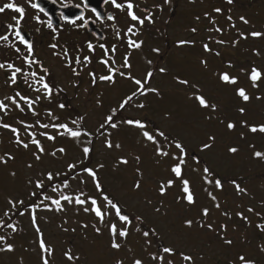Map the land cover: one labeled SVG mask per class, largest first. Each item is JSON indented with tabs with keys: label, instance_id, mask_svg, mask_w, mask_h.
I'll list each match as a JSON object with an SVG mask.
<instances>
[{
	"label": "rangeland",
	"instance_id": "rangeland-1",
	"mask_svg": "<svg viewBox=\"0 0 264 264\" xmlns=\"http://www.w3.org/2000/svg\"><path fill=\"white\" fill-rule=\"evenodd\" d=\"M217 7L223 11L215 13L213 9ZM186 8L188 9L182 16V20L180 18L182 23L176 19L168 23L161 21L157 27H153L145 36H142L143 45L140 49L122 47L120 52H116L118 55L115 62L113 59V61L108 60L113 67L127 72L128 70L122 68L121 65L128 56L129 63L132 64V74L140 78L145 70H152L154 78L151 86L161 90L160 96L149 94L146 98L138 97L134 99L131 106L118 110L116 119L121 127L108 131L112 132L113 144L120 143L122 149H106L103 146L104 137H98L96 129L104 116L109 113V109L117 108L121 97L130 93L135 85L128 80H122L118 75L117 83L114 85L100 81L99 76L108 74V69L104 64H91L81 60L76 63V55L73 57L71 67L66 68L62 64H57L55 70L57 97L56 94L48 97L43 90L39 93L31 91L32 95L24 91L5 93L3 81L0 80V100H4L9 105L6 114L0 110V123H8L19 129L20 139L29 144L28 149L18 147L12 131L0 127V156L9 153L15 157L14 160H9L7 165L0 164V219L8 220L4 217V212L10 208L8 204L10 198L19 200L25 197L24 191L29 192L30 189L26 185L29 179L35 181L41 178V173L46 175L47 171L60 172L63 175L67 171L68 162L82 159L81 146L84 136L80 137V143L77 144L67 135H58L57 129L52 127L44 129L39 124L63 122L71 127L73 119L83 116L81 126L92 132V138H95L93 141L94 161L91 167H96L98 163L105 165L99 170L105 191L116 197L127 213L142 217L147 226L143 231L155 229V234H150L145 238L141 231L136 232L137 225L133 223L127 239L117 237V242L119 241L122 249H125L122 254L114 251L110 243L107 250L104 248L102 250L99 243L90 242L94 238L93 234L96 233L90 229L93 225L90 222V217L94 216L93 212L84 211L85 207L91 208L90 202L81 206L74 202L62 201L64 210L58 212L55 206L51 205L50 200H45L44 204L51 205V210L43 206L38 208L36 223L43 233L46 245L54 250L49 255V264H63V260L67 259L62 253L66 244L64 239L70 240L72 237H78L79 234H73L74 232L84 233L83 238L89 240L83 244L84 250L75 249L74 252L71 250V253L80 254L81 259L70 261L69 264H95L96 261L99 264H113L114 260L122 261L123 264H133L135 259H142L144 264H155L151 260V255L163 254L160 250L165 246L177 249L178 253L191 254L194 264H212L208 259H202L206 255L219 260L214 264H241L240 256L254 259L256 264H264V248H262L264 230L258 227V225H264V158L254 156L256 151L264 152V133L257 134L249 130L251 124L256 126L264 124V75L257 81V87H253L249 79L252 68H257L264 74V36L252 37L250 35L253 31L264 33V0H233L232 4L227 3L226 0H196L195 3L191 1L187 4ZM206 12L215 20V25L210 23L209 18L205 16ZM229 16L232 17L231 21L227 19ZM241 16L248 20L247 24L240 20ZM196 17H199V20ZM214 27H219L223 31L221 33L214 30L209 31ZM192 28H196L197 32L193 33ZM241 33L246 35L247 39H244ZM215 38L226 42L228 39V43L217 44ZM180 40L194 41L196 46L193 44L180 46L178 44ZM207 40L209 47L213 50L212 53L205 52L202 47L203 42ZM237 40L239 43L233 45L232 42ZM224 46L227 47L224 48ZM235 46L240 48L241 53L232 48ZM157 48L160 50L158 53L153 51ZM216 49L220 51L224 49L223 55L227 58L215 57ZM70 52L78 53L76 48L71 49ZM225 59H228L232 67L225 66L223 61ZM148 60L152 61L151 65L147 63ZM202 60L208 61L206 68L201 64ZM160 67L168 71L161 74L157 71ZM73 68L79 75L73 74ZM222 71L236 76L238 83L230 85L219 81L217 73ZM91 72L96 73L95 84L89 75ZM176 76L196 82L201 92L218 104L217 111L211 113V120L206 119L205 113L191 102L188 98L191 94L186 95L187 90L176 84L174 79ZM237 88H244L250 100L241 103L240 97L236 95ZM17 92L32 100L39 97L33 105L37 115H33L23 101H20L24 108L21 112L5 99V97L15 96ZM58 97L61 99L58 100ZM98 100L103 101L102 106L97 104ZM141 102L146 105L145 109L135 106ZM60 104H64L65 108L61 109ZM240 107L245 109L243 114L238 111ZM74 108L78 115L72 112ZM49 112L52 113L51 116L48 115ZM169 113H171V118L168 117ZM62 114L65 117H60ZM54 117H60L62 120H55ZM127 118H141L147 123L146 131L154 133L157 129L164 130L170 140L175 136L187 145L188 157L184 168V178L191 182L196 199L195 205H187L184 200L178 199L182 196L178 179L175 185L168 189L166 195L161 196L158 193L160 182L174 178L168 170L172 161L164 158L157 163L159 158L155 156L152 145L142 137L141 131L122 123ZM21 121L24 124H21ZM228 122L235 123L236 128L227 129ZM245 122L248 126H245ZM151 123L153 126L149 125ZM25 124L33 125V127L26 130ZM29 131L36 133L35 138L39 139L45 148L41 161L34 160L32 156V153L36 151V146L30 143L32 137L29 136ZM45 131L49 135L56 136L57 139L48 140L41 135ZM59 131L63 132V129ZM211 135L216 137L214 146L210 150H202V144L207 142ZM60 147L66 149V154L57 152L55 157L51 156V152ZM230 147L238 148V152L229 153L228 148ZM169 150L179 154L174 147ZM191 153L199 155L202 161L190 158ZM120 156L128 158L129 164H119ZM135 156L141 157L139 167L143 172L142 188L138 192L132 188L134 181L140 178L135 171L137 167L133 159ZM199 162H205L207 166L214 169L215 175L208 177L213 181L212 184L204 182L203 168ZM29 163L33 165L31 168L27 167ZM193 170L198 172L193 174ZM13 171L17 173L15 177L9 174ZM58 178L54 183L59 187ZM84 179L88 180L87 176H84ZM215 179L221 180L222 189L215 187ZM233 181L245 191L238 192ZM44 184L45 187L47 186L46 196L53 199L60 198V191H52L50 185L53 182L50 183L44 179ZM87 184L93 190L92 195H96L97 192L92 182L88 180ZM32 187L35 192L39 191L34 183ZM71 187L74 193L68 195L75 197L80 191L79 177L71 179ZM209 193L216 197L215 201L211 199ZM97 198L102 210L106 213L104 219L108 220L104 226L105 238L111 242L108 225L115 223L119 228L121 222L115 216L114 211L104 204L102 198ZM41 199L43 198L40 197V201ZM216 203H219V208L215 207ZM156 207L161 209L160 213L154 211ZM205 207L209 209L207 217L202 216V209ZM223 210L228 213L226 216L222 214ZM238 213H243L247 219L241 218L237 215ZM216 218L224 220L229 228L221 230L218 225L213 227L211 221L214 222ZM185 219L193 220L191 228L184 224ZM198 222L205 225L211 224L212 229L209 230L206 226L201 228ZM20 223L29 231L30 235L27 236L29 238L13 242L14 252H0V264H42L38 233L28 212L20 217ZM100 229L103 233L102 226ZM148 240L151 241L150 245L147 243ZM225 240H231L232 244H226ZM229 258L233 259L234 263L229 261ZM169 259H174L175 264H187L182 261L179 254L175 257L165 255V264Z\"/></svg>",
	"mask_w": 264,
	"mask_h": 264
},
{
	"label": "snow or ice",
	"instance_id": "snow-or-ice-1",
	"mask_svg": "<svg viewBox=\"0 0 264 264\" xmlns=\"http://www.w3.org/2000/svg\"><path fill=\"white\" fill-rule=\"evenodd\" d=\"M169 2H170V0H164V3H169ZM112 3L117 8H123L125 6V5L116 3V0H112ZM227 3L232 4L233 0H227ZM85 6H87V0H85ZM33 7H38V5H33ZM126 7L129 10L128 15L130 16L132 21L137 22L141 26L144 25L146 20L149 23H153L152 14L150 12L143 18L136 15V13L134 11H132V9L134 8V5L130 2V0L127 3ZM158 7H160L161 11H163L162 6H158ZM6 8L15 10L16 12L20 13L21 16L24 13V9L22 7L17 6L15 3L5 4L3 7H0V12H4V10ZM93 11H96V10L93 9ZM213 11L215 13H221L223 11V9L217 7V8H214ZM97 15L99 16V13H97ZM205 16L209 18L210 23L215 25V20L210 17L209 13L206 12ZM80 18L82 19L83 17H80ZM109 19H114V17H109ZM196 19L199 20V17H196ZM227 19L229 21H231L232 17L229 16V17H227ZM240 20L245 24L248 23V20L243 16L240 17ZM72 22L75 23V21H72ZM8 27L13 28L14 26L9 25ZM49 27H52L51 22H49ZM233 27H234V25H233ZM134 30L138 31V29H136L135 24H132L127 29L128 33H133ZM213 30L217 33H221L223 31V29H221L219 27H214L212 29H209V31H213ZM191 31L193 33H195V32H197V29L192 28ZM240 35L244 39H247V36L244 35L243 33H241ZM250 35L252 37H261V36H264V33L258 32V31H253L250 33ZM15 36L19 39V41L21 43H23L24 45L27 46V49L29 52L32 51V44L27 39H25V37L21 34V32L18 29L15 31ZM7 39H8L7 36H0V40H7ZM209 39H211V37H209ZM194 43H195L194 41H190V40H180L178 42V44L180 46L191 45ZM215 43L223 45L226 43V41L217 40V41H215ZM232 43H233V45H235V44L239 43V41L238 40L233 41ZM128 45L132 49H140L143 45V41H136V40L129 39ZM51 47L55 48L56 45L53 44V45H51ZM88 47L91 49V48H93V45L89 44ZM101 47H104V45H101ZM202 47H203L204 51L207 53H212V51H213L212 48L209 47L208 43H204L202 45ZM16 51L19 52L20 49L17 48ZM105 51H107V49H105ZM153 51L158 53L160 50L157 48V49H153ZM112 52L113 53L115 52V47L112 48ZM65 55H67L66 50H65ZM215 55L219 56L220 52L219 51L215 52ZM84 59L86 62H90L89 57H85ZM25 60L29 64L33 63V61L29 57H25ZM75 62L76 63L80 62L79 57L76 58ZM102 63L107 67L108 74L99 76L100 81L107 82L109 84L114 85L117 83L116 77L118 75L122 80H128L133 85H135L134 89H132L129 94H125L124 96L121 97L120 101L118 102L117 108H110L109 109V113L104 116L103 120L99 123L98 128L96 129L97 136L98 137H104L103 146L106 149H108V150L122 149V145L120 143L113 144V141L111 139L112 132L108 131L109 129H119L121 127V124L117 123V119H116L118 110H124L126 107L131 106L132 102L134 101L135 98H138V97H145L146 98L149 94H153L155 96H160L161 90L159 88L151 86V81L154 78V72L152 70H145L144 75L140 78H137L135 75L132 74V71H131L132 70V64L129 63L128 56L125 57L124 62L121 65L122 68L128 70L127 72L121 71L120 68L113 67L112 65L109 64L108 60H104V61H102ZM147 63L149 65H151L152 61L148 60ZM67 64L69 67H71L72 60L70 58L68 59ZM201 64L206 68L208 65V61L202 60ZM5 66H6L5 64L0 63V69L5 68ZM7 67L9 69H13V71L11 72L10 80H11L12 84H15L17 73H21L22 69L19 67H15L12 64H8ZM228 67H232L231 63L228 64ZM44 71L47 73L48 70L44 69ZM72 71H73L74 75H79V73L76 72V70L74 68L72 69ZM157 71L159 73L163 74V73H166L168 70L164 67H160L157 69ZM32 75L35 77L37 74L35 72H33ZM89 75L92 77V82L95 84L96 80H97L96 73L91 72V73H89ZM262 75H264V74H262L261 71L257 68H252L250 70L249 79L251 80L253 87L258 86L257 81L261 79ZM217 77H218L219 81H221L224 84L236 85L238 83V78L236 76L230 75L227 71H222V72L217 73ZM174 79H175L176 84H178L179 86H181L182 88L187 90L185 93L186 95H188L189 93L191 94L188 98L191 100V102L200 111L205 113V118L208 120H211L212 119L211 113H214L217 111L218 104L215 101H213L211 99V97H208L205 94H203L196 82L190 81L188 78H181L180 76H176V77H174ZM37 83H40L41 86L43 87V89L45 90L47 96L51 97L52 87L44 79V77H41L37 81ZM36 91H39V89H36ZM236 95L239 96L244 102H247L250 100V96L247 94V92L244 88H237L236 89ZM17 97H19V99H17ZM5 99L9 100L11 102V104L15 105V107L17 109H19L21 112L24 110V108L21 106L20 101H23V103L28 107V109L30 111H32L33 115H37V113L35 112V109L33 108V105L39 100V97H37L36 100H32L29 97L22 96V95H20L19 92H17L15 96L5 97ZM257 99H260V97H257ZM97 104L102 106L103 101L98 100ZM135 106L139 109H145L146 108V105L143 102L136 104ZM59 107L61 109H63V108H65V105L60 104ZM0 110L4 111L5 114L9 110V105L6 104L4 102V100H0ZM238 111L243 114L245 112V109L243 107H240L238 109ZM48 115L51 116L52 113L49 112ZM168 117L171 118V113L168 114ZM54 119L59 120V117H54ZM83 120H84L83 116H80L78 119H73L71 121V124L73 126H71V127L69 126V124L63 123V122L52 123V124H47V123L39 124V121H37V123L39 124V126L41 128H44V129H48L49 127L57 129L58 135H60V136L67 135L73 141H75L77 144L80 143V137L84 136V137L89 138L86 141V143L83 146H81L82 159L76 160L75 162H68L66 164L67 171L65 173H63V175L65 177H69V173H74L75 175L71 176L70 177L71 179H75L76 175H79V176H81L80 183H82V184H86L88 182V180H90L92 182L97 194L100 195V197L102 198L104 204L107 205L108 207H110L114 211L115 216L121 222V227L118 228L115 223H110L108 226V230H109V233L111 236V248L119 250L121 248V243L117 242V237L127 239V237L130 234L129 228L132 226L133 219L142 223L143 222L142 217L132 216L131 214H126V211L123 208L122 204L119 202V200H117L116 197L112 196L110 193L105 191L104 185H103L102 180L99 176V170L103 169L105 167V165L103 163H98L96 165V167L88 166L87 162L90 161L94 155V145H93L92 139H91V137L93 136V133L89 132L87 129H85L81 126ZM122 123L126 124L128 126H131V127H135L141 131L142 137L145 139V141H147L148 143H150L152 145V150H153L155 156L159 158L157 160V163H160V160H162L164 158H167L168 160L172 161L168 170L171 173L172 177H174V178H170V179H167V180L160 182L158 185V189H157L158 193L161 196L166 195L168 189L173 187L176 183V180L178 179L180 181L181 192H182V196L179 197L178 199L184 200L187 205H190V206L195 205L196 199H195V196L193 194L191 182H190V180L184 178V176H185L184 168H185L187 157H188L187 145L185 143L181 142V140L175 136H173L170 140L169 135L166 134V132L164 130L157 129V130H155L154 133L146 131L145 129L147 128V123L144 120H142L141 118L124 119L122 121ZM21 124H24V122L21 121ZM245 126H248L247 122H245ZM0 127H3L5 129H9L12 131V133L15 135V143L18 147L22 146L24 149L29 148V144L25 143L23 140L20 139L19 129L12 127L8 123H0ZM24 127L26 130H29L33 127V125L25 124ZM226 127L229 130H234L236 128V124L233 122H228ZM60 129H63V132H60L59 131ZM249 130L253 133H256L258 131L260 133H264V124H261L259 126H256V125L249 126ZM28 134L30 137H32V139L30 140V143L32 145L36 146V151L32 153V156L34 157V160L41 161L42 155L45 153V148L41 144V141L39 139L35 138L36 137L35 132L29 131ZM41 135L46 137L50 141H55L57 139L56 136L49 135V133L47 131L41 133ZM161 141H164L165 143H162ZM215 141H216V137L214 135L209 136L207 139V142H204L202 144V150H210L214 146ZM173 147L176 150H178V153H179L178 155L169 150ZM57 152H59L61 154H66V149L64 147H60V148L56 149V151L51 152V156L55 157ZM228 152L231 154H236L238 152V148L230 147V148H228ZM254 156L257 158H264V152L256 151V152H254ZM14 159H15L14 156H12L9 153H6L4 156H0V164L7 165L9 160H14ZM133 159L135 160V162L137 164L135 171L137 173V176L140 178H138L134 181L132 188L134 191L138 192L142 188V177H143V172L141 171V169L139 167V164L141 163V157L135 156ZM118 163L123 164V165H128L129 159L124 157V156H120L118 158ZM32 166L33 165L31 163L27 164L28 168H31ZM9 174L12 177H15L17 175V173L15 171L10 172ZM61 175L62 174L60 172L53 173L52 171H47L46 175L44 173H41V178H38L35 181L29 179L28 183L29 184L34 183L35 187L37 189L43 190V189H45L44 179H47L48 181L53 182V184L50 186L52 188V191L55 192V191H59L60 189L58 186L55 185L54 182H55L56 178L61 176ZM214 175H215V171L210 166L203 168V179H204V182L206 184H212L213 183V181L208 179V177L214 176ZM84 176H87L88 180H85L83 178ZM233 183H234L235 188L238 192H244L245 191V189L241 188L238 183H235V181H233ZM61 184L64 188H67L69 186L68 179L61 181ZM214 184H215V187L218 189L223 188V184H222L220 179H215ZM31 195L37 196V193L32 192ZM41 195L43 196V199H41L40 204H30V205H26L24 200H14V199L10 198L8 200V204L10 205V208L4 212V217H7L8 220L10 221L11 216L13 214L24 215L26 212H28L30 214L31 222L34 225L36 232L38 233V244H39V248L42 250V256H41L42 264H49V255L54 250L50 249L46 245L44 238H43V233L41 232L39 225L36 223V221H37L36 210L38 208L43 206V207H47V208H49V210H51V205H54L55 210L59 212V211L64 210L63 206H62V201H66L68 203L74 202L76 205H81V206L88 204L90 202L91 208L85 207L84 211L85 212H89V211L93 212L95 214V216L99 218V222L101 224L104 223V218H105L106 213L102 210L101 204L98 202V200L94 196H85V193L83 191H81L75 197L69 196V195H64L63 193H61V196L59 199H53L49 196L43 195V192H41ZM209 196L211 197V199L213 201L216 200V197L214 195H212L211 193H209ZM81 197H85V198L82 199ZM45 200H50L51 205H45L44 204ZM148 203H151V201H148ZM17 205H22L23 210L18 208ZM215 207L219 208L220 207L219 203H216ZM154 211L157 213H160L161 209L159 207H156L154 209ZM249 211H252V209H249ZM109 214H111V213H109ZM208 215H209V209L206 207L203 208L202 209V216L207 217ZM224 215H227V213H224ZM237 215H239L241 218L247 219L246 217L243 216V213H238ZM198 223H200L201 228L206 226L209 230L212 229L211 224L205 225L204 223H201V222H198ZM184 224L187 227L191 228L193 225V220L192 219H185ZM5 227L12 229L13 232L17 231V227L14 223H6V221L4 219H0V228H5ZM84 227H87V225H84ZM222 227H224L226 229L227 225H223ZM258 227L261 228L262 230H264V225H258ZM94 230L96 233L101 232V229L98 227H95V226H94ZM65 231H67V229H65ZM136 231H140V229L137 228ZM150 234H155V229H150L149 231H144L142 233V235L145 238L149 237ZM7 240H8V237L6 235H0V243H3V245H4L3 247H0V252L11 253V252L15 251L14 245L12 243H8ZM147 243L150 245L151 241L148 240ZM225 243L231 245L232 241L231 240H225ZM262 248H264V246H262ZM160 252H162L163 254H152L151 255V260L153 262H155V264H165V255H167L169 257H175V255H177V254H179L182 261L187 262V264H194L193 256L191 254H185L184 252L178 253V250L173 248V247L165 246L160 250ZM65 256H66L68 261H74V260L79 259V257L74 256L70 250L65 252ZM239 260H240L241 264H256V261L254 259L245 258L244 256H240ZM117 264H123V262L118 261ZM133 264H144V261L142 259H135ZM167 264H175V260L169 259V260H167Z\"/></svg>",
	"mask_w": 264,
	"mask_h": 264
},
{
	"label": "flooded vegetation",
	"instance_id": "flooded-vegetation-1",
	"mask_svg": "<svg viewBox=\"0 0 264 264\" xmlns=\"http://www.w3.org/2000/svg\"><path fill=\"white\" fill-rule=\"evenodd\" d=\"M191 1L196 2V0H170L169 3H164V0H130L134 5L132 11L136 15L143 18L149 12L152 14L153 23L146 20L141 26L128 15L126 5L129 0H116V3L125 5L123 8H117L112 0H87V6L85 0H0V7L7 3H15L24 9L22 16L13 9L6 8L4 12H0V36L8 37L7 40H0V63L6 65L0 69L4 91L5 93L24 91L29 95H32L31 91L33 93L45 91L41 84L37 83L44 77L52 87V95H57L58 87L55 82L57 64L69 67L67 61L70 58L73 64L74 55L82 62L85 61V57H89L90 62H85L91 64H103L104 60L115 62L118 55L116 52H120L122 47L130 48L129 39L142 41V36H145L148 30L157 27L161 21L168 23L176 19L182 23V16L188 9L186 5ZM158 6H162L163 11ZM49 22L52 27H49ZM132 24L136 25L138 31L128 33L127 29ZM9 25L14 27L9 28ZM17 29L32 44L31 52L15 36ZM53 44L56 45L55 48L51 47ZM89 44H92L93 48L90 49ZM193 45L196 46V43ZM17 48L20 49L19 52L16 51ZM73 48L77 49V54L70 52ZM25 57H29L33 63L29 64ZM8 64L22 69L21 73H17L15 84L10 80L13 69H9ZM44 69L48 70L47 73ZM33 72L37 74L35 77L32 75ZM160 244L163 245V242L160 241Z\"/></svg>",
	"mask_w": 264,
	"mask_h": 264
},
{
	"label": "trees",
	"instance_id": "trees-1",
	"mask_svg": "<svg viewBox=\"0 0 264 264\" xmlns=\"http://www.w3.org/2000/svg\"><path fill=\"white\" fill-rule=\"evenodd\" d=\"M252 2V1H251ZM160 32V31H159ZM230 48V47H229ZM233 49H236L235 51L236 52H239V53H241L240 52V48H236V46L235 47H232ZM244 50V48H241V50ZM222 56H224V57H226L225 55H219V56H216L215 55V57H222ZM230 56V55H229ZM227 58V57H226ZM230 58V57H229ZM220 60H222V59H220ZM224 61V63H225V66L227 67L228 66V64H229V62H228V59H225V60H223ZM127 94H129V93H127ZM61 98L60 97H58V100H60ZM239 101L242 103L243 102V100L240 98L239 99ZM232 102V101H231ZM72 110V109H71ZM72 112L73 113H76V115H78V113L75 111V108L72 110ZM60 117H65V115L64 114H62V115H60ZM59 117V119L60 120H62L61 118ZM251 126H252V124H251ZM253 133V132H252ZM257 134L258 133H260L259 131L258 132H256ZM89 138L88 137H82V141H83V145L86 143V141L88 140ZM91 139H92V143H93V141H94V139L95 138H92L91 137ZM94 144V143H93ZM82 145V146H83ZM93 161H94V157H92L91 158V160L90 161H88L87 163H88V166H91L92 165V163H93ZM196 170H198L197 168H196ZM199 171V170H198ZM197 171V172H198ZM193 172V174H195V173H197V172H195V170H193L192 171ZM65 173V172H64ZM73 175H75L74 173H69V177H65L64 175H61V176H59V178L57 179V184L59 185V188H60V193H63L64 195H68V194H73L74 192L72 191V187H71V176H73ZM76 177H79V179H81V176H79V175H76ZM84 178V177H83ZM65 179H68V184H69V186L67 187V188H64L63 186H62V184H61V181H63V180H65ZM51 183V182H50ZM24 184V183H23ZM26 185L29 187V192L27 193V192H23V194H24V198H20L19 200H24V202H25V204L26 205H30V204H40V197H42L43 198V196L41 195V192H43V195H45V193H46V189H47V186L45 187V189H43V190H41V189H39V191L38 192H36L37 193V196H32L31 195V193L32 192H35L34 191V189H33V187H32V184H29V183H26ZM81 191H83L84 193H85V196H93L92 195V193H93V190H91V187L86 183V184H82V183H80V191H79V193L81 192ZM78 193V194H79ZM94 197L98 200V198L97 197H100V195H98V194H96V195H94ZM82 199L83 198H85V197H81ZM18 208H20L21 210H23V206L22 205H19L18 206ZM27 213V212H26ZM224 213H227V212H225V210H223L222 211V214L224 215ZM94 214V213H93ZM132 216H135V215H133L132 213H130ZM228 214V213H227ZM22 215H19V214H13L12 216H11V220L9 221V220H6V223H14L15 225H16V227H17V231L16 232H13L12 231V229H10V228H0V235H6L5 233H8L6 236L8 237V240H7V242L8 243H13V242H17L18 240H26L27 238H29V237H27V236H29L30 235V233H29V231L26 229V228H23L22 227V225H21V223L19 224V220H20V217H21ZM94 216H95V214H94ZM93 216V217H94ZM224 216H226V215H224ZM93 217H90L91 219H90V222L93 224L92 225V227L90 228L91 229V231H93L94 230V226L95 227H98V228H100L101 226L103 227V230H104V226L107 224V222H108V220L106 219H104V223L103 224H101L100 222H99V218L98 217H96L95 216V218H93ZM221 217H222V215H221ZM142 223L141 222H139V221H136L135 219H133V223H135L136 225H137V227H136V229L137 228H139L140 229V231L143 233L144 231V229H146V224H145V222H144V220L142 219ZM89 222V224H91ZM212 222V225H213V227H215L214 225H218L219 226V228H221V230H223V229H225L224 227H222L223 225H227V228H229V225L224 221V220H221L220 218H216L215 219V221L213 222V221H211ZM132 223V224H133ZM83 226L85 225V224H82ZM109 226V225H108ZM132 227V226H131ZM131 227L129 228V232H130V230H131ZM226 228V229H227ZM82 231H83V229H81ZM80 230V231H81ZM95 231V230H94ZM137 232V231H136ZM225 232H227V230L225 231ZM106 233V230H104V232L103 233H94L93 234V236H94V238L93 239H91V243H99L100 244V249H102L103 250V248L105 249V250H107L108 249V247H109V243H110V246H111V242H109L108 240H107V238H105V234ZM73 234H79V236L78 237H72L70 240L69 239H64L65 240V242H66V244H65V246H64V248L62 249V253L65 255V252H67V251H75V249L76 250H84V247H83V244H85L86 243V241L87 240H89L88 238H83V236H84V233H73ZM110 236V235H109ZM74 238H75V240H74ZM72 241V242H71ZM106 241H108V245H106L105 243H106ZM110 241H111V236H110ZM73 242H75L74 243V245L72 244ZM118 243H119V241H118ZM125 245V244H124ZM4 245H3V243H0V247H3ZM92 246V245H91ZM123 250H125L124 248L122 249V244H121V248L119 249V250H116V249H114V251H116V252H118V253H120V254H122L124 251ZM71 251V252H72ZM73 251V252H74ZM98 251V250H97ZM99 252V251H98ZM74 256H77V257H79V259H81V255L79 254V255H76V254H74V253H72ZM104 255V254H103ZM61 256V255H60ZM127 256H130V255H127ZM63 257V256H62ZM65 258H66V256H65ZM64 258V259H65ZM204 258H206V259H208L210 262H212V264H214V263H216L217 261H219L217 258H214V257H211L210 255H206V256H204L202 259H204ZM229 261H232L233 263H234V260L233 259H231V258H229ZM118 262V260L117 261H115L114 260V262H113V264H116ZM70 263V261H68L67 259L66 260H63V264H69ZM95 264H99L97 261L95 262ZM217 264H221V263H217Z\"/></svg>",
	"mask_w": 264,
	"mask_h": 264
},
{
	"label": "water",
	"instance_id": "water-1",
	"mask_svg": "<svg viewBox=\"0 0 264 264\" xmlns=\"http://www.w3.org/2000/svg\"><path fill=\"white\" fill-rule=\"evenodd\" d=\"M194 155H192V157H193Z\"/></svg>",
	"mask_w": 264,
	"mask_h": 264
}]
</instances>
